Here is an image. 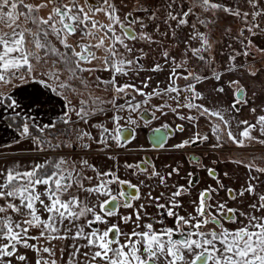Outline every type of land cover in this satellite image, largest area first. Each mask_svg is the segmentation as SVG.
Wrapping results in <instances>:
<instances>
[{"label":"snow or ice","instance_id":"1","mask_svg":"<svg viewBox=\"0 0 264 264\" xmlns=\"http://www.w3.org/2000/svg\"><path fill=\"white\" fill-rule=\"evenodd\" d=\"M126 7V0H0V122L6 119L18 137L0 147L28 143L20 150L31 157L0 152V264H33L29 252L34 264H264V191L258 190L264 167L256 157L231 161L249 173L237 190L195 155L187 157L193 170L181 176L179 161L161 168L147 157L122 162L121 153L112 152L115 146L130 155L140 121L147 127L169 114L197 130L169 145L186 127L162 123L151 129L156 149L264 146V88L258 94L240 78L228 79L225 87L222 79L225 73L257 80L264 75L247 60L253 48L264 55L252 39L264 33V0H135L131 11ZM221 13L241 23L230 36L240 48L228 43L223 71L213 38ZM181 46L179 57L173 55ZM144 73L167 75L154 80ZM208 81L215 83L205 94L198 85ZM49 92L63 101L62 112L41 124L36 115L54 107ZM245 108L254 122L238 117ZM199 117L211 136L199 130ZM76 147L113 165L102 170L76 156ZM63 149L73 151L48 155ZM121 168L135 182L122 178ZM197 171L215 187L200 188L188 211L183 198L201 183ZM174 176L185 183H169ZM158 188L163 190L154 194ZM53 241L65 242L59 257Z\"/></svg>","mask_w":264,"mask_h":264},{"label":"crops","instance_id":"2","mask_svg":"<svg viewBox=\"0 0 264 264\" xmlns=\"http://www.w3.org/2000/svg\"><path fill=\"white\" fill-rule=\"evenodd\" d=\"M228 52H230V51L228 50ZM227 56L228 55L215 56L216 61L218 62L217 67L221 71H223L224 67L227 66V64H228ZM238 58H239L238 60L241 59V57H238ZM252 62H253V60H252ZM254 63L257 64L258 62L254 61ZM257 67L259 69H261L262 72H264V65H258ZM150 74L151 73H144V74H142V76H146V75H150ZM151 75H154V80L155 79L164 80L167 73L151 74ZM236 78H240L242 80V82L245 83L249 87V89L255 90L258 94L260 93V90L262 88H264V75H261L259 77V79L257 80L255 78L248 77L246 74L243 77H241L239 73H225V76L222 78L224 81L225 87H227V80L228 79H236ZM179 83L181 85H183L184 82L179 81ZM213 83H215V82L214 81H208L204 85H198V88L200 90L204 91L205 94H208L211 91V87H212ZM48 94L52 95L54 107H53V104L47 105L44 109L40 110L39 115H36L37 110L35 108H33V110H32V114L36 115V119L41 124L47 123L51 119H55L56 118L55 114L62 112L61 105L63 104V101L60 100L59 97H56L54 94H52L50 92ZM215 95L216 94L213 93L212 97L214 98ZM138 99H139V97H138ZM154 103H155V101H154ZM208 106L209 107L213 106V100L212 99L209 100ZM223 106L226 107V104H223ZM184 111L187 112V110H184ZM44 113H47V115H45ZM190 114L196 115V113L194 111ZM238 117L240 119H249L250 121L254 122L253 115L246 108L242 109L241 113L238 114ZM157 122H159V123H157L158 126H159V124H162L165 122L172 124V125H174L176 123L185 124L186 131L184 133H176L172 138L169 139V141H168L169 145L174 144V143H178L182 139H187L188 137L192 136L193 132H195L197 130V129L193 128L192 125L189 124L187 121H179L171 114H169L167 117H162L161 120H158ZM150 128L148 127L147 128L148 130L147 129L146 130L149 131ZM199 130L202 132H208V134L211 136V131H210V128L208 126V122L204 117H199ZM233 130L239 131V129H236L235 123H233ZM137 135H138L137 138L133 141V143L130 144V146L131 147H139V146L145 147L147 145L146 141H145V136L143 135V133L140 132V130H139ZM14 137H17V133L13 129L8 127V125L5 123V120L3 122H0V144H10V142L12 143ZM211 142H214V138ZM12 145H14V144H12ZM205 145L210 146V144H205ZM2 148H4V147H0V149H2ZM235 150H237L236 147L234 145H231V144L225 145V147L223 149H215V153L211 154L209 161L211 162L213 159L217 161L216 166L221 171L220 172V178L226 186H230L232 188L239 190L243 186H246V181L248 179L249 173H248V170L246 168L232 163L231 161H233L234 158L230 157L232 159H228L229 158L228 155L231 154L229 152L235 151ZM218 151H220V152L224 151V153H226L227 155L223 154V153L221 155V153H218ZM164 159H165V162L169 161V158H164ZM123 160H122V162H123ZM127 160H128V158H127ZM133 160L134 159H131L130 161H133ZM224 172H228L229 177H224L223 176ZM253 174H255V173H253ZM261 179L264 180V176H261ZM200 188L201 187H198L195 190L192 199L195 198V196L197 195ZM262 189L263 188L261 187L258 190H262ZM220 194H221L220 195L221 197H223V198L225 197V195L223 196V191H221ZM183 199L185 201V206L189 211V209H191V204H190L191 199L188 196H185ZM247 202H251V198H248L246 203ZM238 205H239V203H238ZM28 255L32 258L33 264H34L35 253L29 252Z\"/></svg>","mask_w":264,"mask_h":264},{"label":"rangeland","instance_id":"3","mask_svg":"<svg viewBox=\"0 0 264 264\" xmlns=\"http://www.w3.org/2000/svg\"><path fill=\"white\" fill-rule=\"evenodd\" d=\"M116 2L119 4L120 0H116ZM128 7L124 8L123 11L127 12V11H131L135 5V0H126ZM230 27L232 29V32L230 35H226L223 32V29ZM241 27V23L238 20L233 19L232 17H225L223 13L220 14V20L219 23L216 25L215 29L213 30V38L217 41H219V43H217L216 48H215V56H224V55H228L230 51V49L227 48L228 43H232L234 47H236L237 49L240 48V45L235 41L232 40L230 38V36H235L239 29ZM262 27H264V25H262ZM151 30V29H149ZM188 31V30H186ZM201 31H204L203 28H201ZM245 35H247V33H245ZM254 43L258 46V47H264V33H261L260 35L253 37L252 38ZM138 46H144V45H138ZM193 46H197L196 42H193ZM181 48H173L172 49V54L173 55H177L179 57ZM252 55L250 57L247 58L248 61L253 60L257 61L258 65H264V55H261L256 48H253L252 50ZM227 52V53H226ZM221 53H223V55H221ZM239 59V58H238ZM245 58L241 57V59L239 61H243ZM145 63H151L150 60L145 61ZM256 64V66H258ZM85 75H88L87 73ZM95 75H101L103 78H108V73H95L93 74V76ZM96 95H100V96H106L109 95L108 93H104V92H96ZM85 98H87V95H85ZM78 100L79 98L74 97L73 98V102L78 104ZM155 103H159L160 101L158 100H154ZM153 101V103H154ZM150 114V113H148ZM109 115H111V113H109ZM151 115V114H150ZM5 123L8 125L7 120L5 119ZM14 123H17V121H15ZM142 123V122H141ZM157 121H153L150 131L152 128L157 127ZM161 123V122H160ZM160 125V124H159ZM127 126V125H125ZM62 127V126H61ZM109 127H111V124H109ZM15 131V128H11ZM93 133L95 134L96 130L93 129L92 130ZM16 132V131H15ZM36 135H39L38 132H35ZM11 143V142H10ZM29 145L28 143H22L21 145H12L11 148L8 147H4L2 149H0V152H3L5 154L6 157L9 158H16V159H22V160H29L31 157L27 152L21 151L20 149H26L28 148ZM95 147V146H94ZM235 151H230L228 155V159H232L234 158V160L236 159H244L245 162L251 160L253 157H256V163L259 164V166L264 167V159H260L261 157H264V146L262 145H256L253 144L250 148H246V149H238ZM73 150L70 149H63V150H58V153H49L48 155L50 156H57V154H65V153H69ZM76 156H81L84 155L86 158H88L90 161H93L97 164V166L99 168H101L102 170L105 169L106 167H111L113 165L112 161H108L106 160L105 157H103L102 155H98L95 152H90V153H82L79 147H76L74 149ZM218 153H222L226 154L223 152L218 151ZM227 155V154H226ZM232 157V158H230ZM0 163H2V161H0ZM91 174V173H89ZM53 245L56 246L57 249V256L59 257V248L65 243V242H61V241H53L52 242Z\"/></svg>","mask_w":264,"mask_h":264},{"label":"flooded vegetation","instance_id":"4","mask_svg":"<svg viewBox=\"0 0 264 264\" xmlns=\"http://www.w3.org/2000/svg\"><path fill=\"white\" fill-rule=\"evenodd\" d=\"M149 118H151V115L148 114ZM140 121L141 127L136 129V138H137V134L140 130L141 133H143V135L145 136V141H146V146L142 147L143 150H139L141 147H131L130 145H128V150L131 152V154L129 155L128 152H126L123 149H116L115 146H113L112 148V152L116 153V152H120L121 153V161L125 158H128L129 162H136L138 160H140L141 158H149L151 160H153L158 166H160L161 168H163V165L165 163L168 164H173L176 161H179L181 164V176H184L186 174L187 171H191L193 170V166L191 164H189L187 157L189 156H198L200 157V159L208 164L211 167H215L217 169V171L220 173V169L216 166V164H212L209 161V158L211 156V154L215 153V150L212 149L210 146L208 145H200V146H196L193 145L191 148L188 149H184V150H179V151H164V150H159L154 148L149 140V136L150 134H152V132L149 130L147 131L148 127L150 128L151 126H143V122ZM161 125V124H160ZM159 125V126H160ZM157 126V127H159ZM125 127H130V126H125ZM147 129V130H146ZM173 137V136H172ZM171 137V138H172ZM134 141V140H133ZM132 141V143H133ZM164 158H169L168 162H165ZM131 159H134L133 161H130ZM175 166V165H174ZM120 174L122 176V178H131L133 180V182H135L136 178L135 177H129L128 174L121 168L120 170ZM197 178L200 179L201 183L197 186L198 187H204L207 184H211L213 187H215V181H213L210 177L207 176L206 172L203 171H197L196 173ZM142 178V177H141ZM179 181L180 183H185L184 180H181L179 177H173V180H170L169 183H172L174 181ZM230 187V186H227ZM263 189L260 191H264V187H262ZM163 189H157V192L154 194H158L159 191H162ZM195 190L192 193V196L190 197V199L193 198V194H194ZM221 195V194H220ZM225 195V199H227V194L225 192H223V196ZM229 206L230 207H238V203L237 202H233V201H229ZM122 211H130V210H123ZM189 211H191V209H189ZM183 214V213H182ZM231 227V225H228Z\"/></svg>","mask_w":264,"mask_h":264},{"label":"water","instance_id":"5","mask_svg":"<svg viewBox=\"0 0 264 264\" xmlns=\"http://www.w3.org/2000/svg\"><path fill=\"white\" fill-rule=\"evenodd\" d=\"M149 140H150L151 145L154 147V145H153V133L150 134V136H149ZM154 148H155V147H154Z\"/></svg>","mask_w":264,"mask_h":264},{"label":"trees","instance_id":"6","mask_svg":"<svg viewBox=\"0 0 264 264\" xmlns=\"http://www.w3.org/2000/svg\"><path fill=\"white\" fill-rule=\"evenodd\" d=\"M8 122V121H7ZM19 121H17V123H18ZM35 134V133H34Z\"/></svg>","mask_w":264,"mask_h":264}]
</instances>
